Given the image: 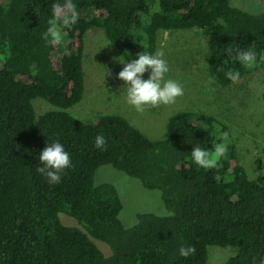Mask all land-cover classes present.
<instances>
[{
    "label": "trees",
    "instance_id": "trees-1",
    "mask_svg": "<svg viewBox=\"0 0 264 264\" xmlns=\"http://www.w3.org/2000/svg\"><path fill=\"white\" fill-rule=\"evenodd\" d=\"M56 0H0V264H207L209 248L235 250L225 264H259L264 258V176L250 178L229 128L192 111L173 114L160 139H151L117 114L82 121L68 112L86 93L87 34L105 38L129 62L155 54L161 34L199 31L207 37L209 75L228 88L264 71V13L250 14L231 0H74L78 22L64 29L65 53L41 38ZM62 2V0H61ZM64 41V42H63ZM229 49H232L229 52ZM257 54L252 68L236 51ZM238 79V80H239ZM52 109L38 115L34 101ZM103 135L106 150L95 147ZM55 141L72 160L59 184L36 171L41 151ZM228 153L213 169L191 156L218 143ZM264 153V146H263ZM160 191L173 216L143 213L127 228L112 184H95L102 166ZM258 167L262 165L258 162ZM60 214L82 227H68ZM105 243L106 256L94 243ZM181 246H194L184 258Z\"/></svg>",
    "mask_w": 264,
    "mask_h": 264
},
{
    "label": "rangeland",
    "instance_id": "rangeland-1",
    "mask_svg": "<svg viewBox=\"0 0 264 264\" xmlns=\"http://www.w3.org/2000/svg\"><path fill=\"white\" fill-rule=\"evenodd\" d=\"M231 5L254 15L264 13V0H231ZM103 33L90 31L87 34L84 53L86 93L80 103L68 110L69 113L82 121L117 114L151 139L163 137L166 123L173 114L180 111L203 113L228 126L229 134L238 146L240 161L250 178L264 176V71L251 73L228 88H222L215 82L211 85L214 91H209L206 84L211 77L207 67V37L195 30L161 34L157 50L164 52L163 58L170 69L166 79L179 82L184 95L178 97L174 104L148 108L141 114L126 102L124 81L118 79V73L125 65L114 59L122 54ZM62 40L65 41L64 36ZM65 50L61 43L59 52L65 53ZM149 74L150 70L143 79L147 80ZM34 108L38 115L52 109L42 99L34 101ZM105 183L118 190L123 203L120 219L127 228L137 223L139 214L167 212L160 191L146 189L139 180L112 166H102L96 172L95 184ZM60 219L68 227L82 229L73 217L60 214ZM93 241L106 256L111 255L105 243ZM234 253L232 248L210 247L207 264H225Z\"/></svg>",
    "mask_w": 264,
    "mask_h": 264
},
{
    "label": "clouds",
    "instance_id": "clouds-1",
    "mask_svg": "<svg viewBox=\"0 0 264 264\" xmlns=\"http://www.w3.org/2000/svg\"><path fill=\"white\" fill-rule=\"evenodd\" d=\"M52 15L48 21L46 31L41 34V38L49 45H59L63 38L64 29H70L78 22L80 13L77 11V5L74 0H56L51 7ZM232 49H229L231 52ZM137 59L130 62L124 60L123 56L117 59L125 66L118 73V79L124 81V90L126 92V102L134 107L138 113H144L148 108H155L160 105H171L176 102L178 97L184 95L183 86L172 79H166V74L170 71L167 61L163 58L164 52L157 50L155 54L143 51L137 53ZM236 59L244 66L252 68L257 64V54L254 51L240 50L236 51ZM264 62V55L259 57ZM149 78L143 79V75L149 72ZM108 75L110 72L106 71ZM106 74V73H105ZM225 76L227 79L235 82L239 79V72L229 69ZM215 77H209L206 84L209 91H214L211 85L214 84ZM107 140L101 134L95 137V147L106 150ZM228 153L226 143H218L213 151L206 150L197 145L191 152L194 163L206 169L218 167L219 161L225 158ZM40 165L36 171L47 178L51 185L59 184L66 169L73 167L70 154L65 151L62 143L55 141L48 144L39 155ZM123 195V193H121ZM158 216H173L174 212H158ZM196 249L194 246H181L179 248L180 256L188 258L194 255ZM253 264L256 259L253 258ZM259 264H264V258H261Z\"/></svg>",
    "mask_w": 264,
    "mask_h": 264
}]
</instances>
